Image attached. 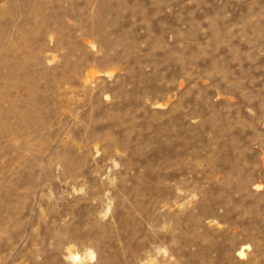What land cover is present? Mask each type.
<instances>
[{"label": "rangeland", "instance_id": "374dc122", "mask_svg": "<svg viewBox=\"0 0 264 264\" xmlns=\"http://www.w3.org/2000/svg\"><path fill=\"white\" fill-rule=\"evenodd\" d=\"M0 264H264V0H0Z\"/></svg>", "mask_w": 264, "mask_h": 264}, {"label": "bare ground", "instance_id": "6f19581e", "mask_svg": "<svg viewBox=\"0 0 264 264\" xmlns=\"http://www.w3.org/2000/svg\"><path fill=\"white\" fill-rule=\"evenodd\" d=\"M240 252H241V251H240ZM240 252H239V253H240ZM243 255H244V253H243V252H241L239 256L241 257V256H243Z\"/></svg>", "mask_w": 264, "mask_h": 264}]
</instances>
